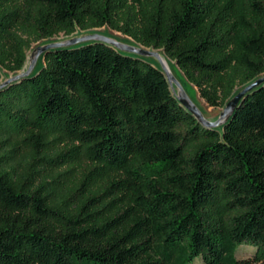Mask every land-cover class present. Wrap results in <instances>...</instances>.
<instances>
[{"label":"trees","instance_id":"1","mask_svg":"<svg viewBox=\"0 0 264 264\" xmlns=\"http://www.w3.org/2000/svg\"><path fill=\"white\" fill-rule=\"evenodd\" d=\"M105 27L162 51L212 108L264 77V0H0V80L34 43ZM42 59L0 90V150L34 154L0 169V264H264V83L208 128L151 59L101 42ZM38 161L66 168L62 204Z\"/></svg>","mask_w":264,"mask_h":264},{"label":"rangeland","instance_id":"2","mask_svg":"<svg viewBox=\"0 0 264 264\" xmlns=\"http://www.w3.org/2000/svg\"><path fill=\"white\" fill-rule=\"evenodd\" d=\"M97 33L103 36L109 37V38L116 39L117 41L122 42V43L137 46L132 39L122 35L121 33L114 32L110 30L108 27L98 29V30L87 31V32L78 31L71 36L60 35L58 37H55L49 40H43L38 43H34L31 49L27 52V61H26L24 68L20 72H17V73L3 72L2 78L0 80V84L4 83L5 81H7L8 79L12 77H15L16 75H19L20 73L27 71L31 65L33 54L38 47L46 46L48 44H53V43H61V42H65L72 38L82 37L85 35H91V34H97ZM151 60L158 63V61L155 59H151ZM42 64H43V59L41 57L36 64L35 70H37ZM173 71L176 77L180 80V82L185 87L190 97L198 105V107L200 108L204 116L210 121H217L220 118L225 107L223 108L209 107L207 103L203 99H201L200 95L196 92V90H194V88H192L183 79L180 72L177 70V68H175L174 64H173ZM240 90H238L237 92H239ZM60 148H62V146ZM33 157H34V154H32L31 152L25 149L20 148V149L13 150V148L6 147L5 145L0 150V159H2V161H0V165H2L0 169L6 172H9L12 175L22 173L28 164L33 163V159H34ZM50 167H51L50 164L44 163L43 161H38L36 164V167H34V170L43 171L44 180L47 182L46 187L48 188V192L50 193L54 204L55 205L62 204L63 200L67 197L69 193V189L71 188V185H72V182H71L72 179L69 176H67V177L61 178L59 182L57 181L54 182V178L59 175H63L66 171V168L51 169ZM90 168L91 167L88 163L86 162L80 163L78 167L76 168L75 181H79L85 173L89 172ZM248 247L250 248H243L244 256H247L248 254L252 252L251 248H253V246H248ZM255 250L257 249L255 248ZM237 256L238 258H242L241 247H239L237 250ZM195 264H204V263L203 261H201L200 258H198L196 259Z\"/></svg>","mask_w":264,"mask_h":264},{"label":"water","instance_id":"3","mask_svg":"<svg viewBox=\"0 0 264 264\" xmlns=\"http://www.w3.org/2000/svg\"><path fill=\"white\" fill-rule=\"evenodd\" d=\"M88 42H101V43L110 45L126 53L134 54V55H137L143 58L157 60L163 72L165 73V76L169 82V85L172 91L177 95L179 102L203 126L208 127V128H219L223 126L224 124H226L231 119V117L234 115V113L238 109L239 104L244 99V97L248 93H250L253 89L257 88L258 86L264 83V77H261L257 79L256 81H254L253 83L246 86L232 100H230L227 103L224 111L222 112L220 118L217 121H210L204 116V114L202 113L198 105L190 97L185 87L180 82V80L176 77L174 72H172L168 68V66L166 65V59H165L164 53H161L158 50L146 49L141 46H134V45L122 43V42L117 41L116 39L109 38V37H106V36H103L97 33V34H91V35H85L82 37L72 38V39H69L61 43H53V44H48L46 46L38 47L33 54V59H32L29 69L23 73H20L19 75H16L15 77L8 79L4 83L0 84V90L10 86L13 83L20 82L23 79L30 77L34 73L38 60L41 57L45 56L48 52L55 50V49H60V48L75 47L80 44H84Z\"/></svg>","mask_w":264,"mask_h":264},{"label":"bare ground","instance_id":"4","mask_svg":"<svg viewBox=\"0 0 264 264\" xmlns=\"http://www.w3.org/2000/svg\"><path fill=\"white\" fill-rule=\"evenodd\" d=\"M121 37V36H120ZM161 53H163L162 51H160ZM165 59H166V65L168 66V68L172 71V72H174L173 71V63L169 60V59H167V57L165 56ZM158 64V63H157ZM202 104V103H201ZM205 108V107H204Z\"/></svg>","mask_w":264,"mask_h":264}]
</instances>
